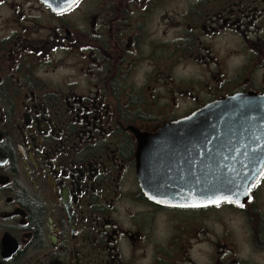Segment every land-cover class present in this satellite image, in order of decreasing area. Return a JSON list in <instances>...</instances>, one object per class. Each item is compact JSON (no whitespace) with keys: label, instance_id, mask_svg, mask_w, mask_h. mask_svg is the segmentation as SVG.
I'll use <instances>...</instances> for the list:
<instances>
[{"label":"flooded vegetation","instance_id":"obj_1","mask_svg":"<svg viewBox=\"0 0 264 264\" xmlns=\"http://www.w3.org/2000/svg\"><path fill=\"white\" fill-rule=\"evenodd\" d=\"M260 95L264 0H0V264H264V167L244 207L158 185L168 125Z\"/></svg>","mask_w":264,"mask_h":264},{"label":"water","instance_id":"obj_2","mask_svg":"<svg viewBox=\"0 0 264 264\" xmlns=\"http://www.w3.org/2000/svg\"><path fill=\"white\" fill-rule=\"evenodd\" d=\"M236 104L252 107L249 119L210 116V106H207L195 116L190 115L168 125L182 130L174 135L179 138L174 143H180V151L189 152V139L194 136L196 149L190 150L195 157L190 156V163L186 161L181 167L185 176L180 174L177 182L162 180L158 183L160 190H170L175 195L164 198V201L176 205H202L222 196H230L234 202L246 198L249 186L264 167V96L252 97L251 100L246 98ZM236 128L244 130L236 132L233 130ZM206 144L219 147L212 148L211 164L205 162ZM188 168L195 173L191 180ZM171 175L178 176L177 167Z\"/></svg>","mask_w":264,"mask_h":264},{"label":"snow or ice","instance_id":"obj_3","mask_svg":"<svg viewBox=\"0 0 264 264\" xmlns=\"http://www.w3.org/2000/svg\"><path fill=\"white\" fill-rule=\"evenodd\" d=\"M73 2H75V0H73ZM262 175H264V174H262ZM150 199H155V198H154V197H150ZM222 201H224V202H228V203H233V202H234V201L231 199L230 196H222V197H217V198H215V199H212V200L210 201V203L215 204L216 206H219V204H220ZM156 202H157V203H164V201H162V200H157ZM235 203H237L239 207H244V205H243V204H240L239 201H235ZM205 206H206V205H205Z\"/></svg>","mask_w":264,"mask_h":264}]
</instances>
